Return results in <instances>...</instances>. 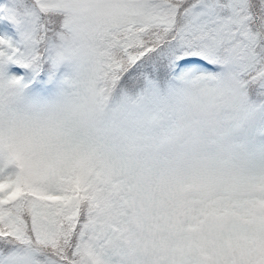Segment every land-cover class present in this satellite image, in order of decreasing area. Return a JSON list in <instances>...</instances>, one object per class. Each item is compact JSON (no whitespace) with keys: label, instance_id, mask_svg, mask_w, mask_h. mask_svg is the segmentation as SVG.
<instances>
[{"label":"snow or ice","instance_id":"obj_1","mask_svg":"<svg viewBox=\"0 0 264 264\" xmlns=\"http://www.w3.org/2000/svg\"><path fill=\"white\" fill-rule=\"evenodd\" d=\"M100 3L0 0V85L87 124L0 120V264H264V0Z\"/></svg>","mask_w":264,"mask_h":264},{"label":"clouds","instance_id":"obj_2","mask_svg":"<svg viewBox=\"0 0 264 264\" xmlns=\"http://www.w3.org/2000/svg\"><path fill=\"white\" fill-rule=\"evenodd\" d=\"M101 8H114L117 6V0H101ZM68 43H75L71 33H65ZM177 88L186 86L177 85ZM162 99L171 100L173 103L182 102V97L177 93L170 95L167 86L162 90ZM82 101L73 96H57L46 100H36L32 97L18 95L7 83L0 85V120L5 127L13 119H19L27 113L40 111L43 114L51 116L53 120L67 121L73 129L84 130L87 124L83 122L80 113L76 110ZM94 123V122H93Z\"/></svg>","mask_w":264,"mask_h":264}]
</instances>
